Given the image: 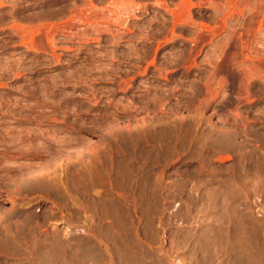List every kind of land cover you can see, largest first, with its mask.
I'll return each mask as SVG.
<instances>
[{
    "label": "rangeland",
    "instance_id": "374dc122",
    "mask_svg": "<svg viewBox=\"0 0 264 264\" xmlns=\"http://www.w3.org/2000/svg\"><path fill=\"white\" fill-rule=\"evenodd\" d=\"M0 264H264V0H0Z\"/></svg>",
    "mask_w": 264,
    "mask_h": 264
}]
</instances>
